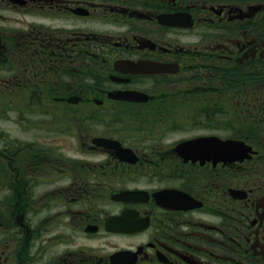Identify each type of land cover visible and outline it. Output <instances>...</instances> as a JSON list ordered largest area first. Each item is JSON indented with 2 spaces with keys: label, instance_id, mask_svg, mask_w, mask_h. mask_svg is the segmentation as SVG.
Instances as JSON below:
<instances>
[{
  "label": "flooded vegetation",
  "instance_id": "af4514ba",
  "mask_svg": "<svg viewBox=\"0 0 264 264\" xmlns=\"http://www.w3.org/2000/svg\"><path fill=\"white\" fill-rule=\"evenodd\" d=\"M0 264H264V0H0Z\"/></svg>",
  "mask_w": 264,
  "mask_h": 264
}]
</instances>
